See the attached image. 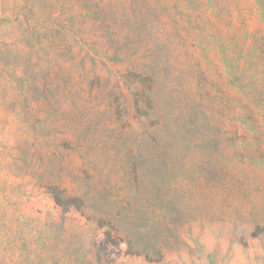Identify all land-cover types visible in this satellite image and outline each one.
I'll return each mask as SVG.
<instances>
[{
	"label": "rangeland",
	"instance_id": "obj_1",
	"mask_svg": "<svg viewBox=\"0 0 264 264\" xmlns=\"http://www.w3.org/2000/svg\"><path fill=\"white\" fill-rule=\"evenodd\" d=\"M0 264H264V0H0Z\"/></svg>",
	"mask_w": 264,
	"mask_h": 264
}]
</instances>
